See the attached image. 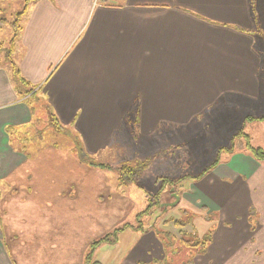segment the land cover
<instances>
[{"label":"crops","instance_id":"0c3cea01","mask_svg":"<svg viewBox=\"0 0 264 264\" xmlns=\"http://www.w3.org/2000/svg\"><path fill=\"white\" fill-rule=\"evenodd\" d=\"M256 8L254 22L249 0H106L98 6L92 0L34 1L25 14V33L20 38L26 46L20 70L27 81L45 79L42 94L59 123L77 132L80 148L77 153L60 152L48 138H24L26 144L15 145V134L8 135L6 130L16 132L33 124L34 106L26 96H19L12 72L0 65V185L3 176L9 179L26 173L33 176V184L25 186L39 195L42 209L50 205L47 217L44 213L34 216V211L33 219L28 215L25 231L13 230L18 238L11 248L4 243L0 225V264H85L91 242L104 233L90 231L97 221L89 210L100 192V173L97 167L83 163V156L98 160L110 152L118 154L121 144L136 142L147 147L151 141L152 145L163 143V136L173 141L180 130L216 105L220 114L237 107L245 112L238 101L264 109L260 102L264 0H257ZM54 63L58 64L50 73L48 68ZM258 113L236 117L239 130L244 133L246 122L263 124L264 118H256L263 117L264 111ZM165 144L166 150L173 145ZM33 149L37 158L42 151L59 155L63 170H52L44 156L38 158L35 171L22 172ZM159 150L155 154L136 148L131 160L128 154L117 159L116 168L143 160L150 170L135 184H120L116 171L117 183L110 186L122 212L138 203L140 195L133 198L132 191L141 192L144 208L149 195L160 187L156 178L171 179L174 174L158 173L157 166L150 168L152 160L161 161L165 171L173 166L164 163L170 157H160L165 149ZM213 163L200 171L199 178H188L184 188L179 186V204L195 214L194 234L200 238L212 230L204 251H195L181 264H264V160L234 146L230 150L219 147ZM146 183H151L150 190ZM12 187L19 188L14 183ZM24 205L31 210L29 201ZM193 208L217 216L200 219L201 213ZM135 214L130 224L137 226ZM1 220L0 216V224ZM154 222L153 227H126L118 233L113 244L119 252L116 264L168 262L167 246ZM66 229L71 230L65 234ZM15 241L20 242L15 245ZM93 263L101 261L92 257L88 264Z\"/></svg>","mask_w":264,"mask_h":264},{"label":"rangeland","instance_id":"374dc122","mask_svg":"<svg viewBox=\"0 0 264 264\" xmlns=\"http://www.w3.org/2000/svg\"><path fill=\"white\" fill-rule=\"evenodd\" d=\"M25 0H0V65L3 67L9 68V62L12 60L15 63V67L19 70L21 74H24L23 71L20 70V61L22 54L26 53V46L20 41V38H23V34L25 33V26H26V16L17 15L16 13L19 12ZM27 14V13H26ZM18 18L20 22V29L18 31V39H14V45H11V40L14 35V24L13 22L16 21ZM1 19L5 20V22L1 21ZM58 63L51 64L49 66V72L56 67ZM23 76V75H22ZM27 80V79H26ZM43 79L40 82H30L29 84L32 87H36L39 89L35 91V94L28 97L30 102L34 106V117H33V124H30L28 127L22 128L19 132H16L15 137L12 139L15 141V145H19L22 147L23 144H26V141H23L24 138L36 139L39 138H47L48 141L53 143L56 142L55 146L57 147L58 151L60 152H69L73 151L77 153L79 146L76 144L78 143V134L76 131L68 125H63L56 121H52V115L50 113V109L47 108L48 100L47 97H44L42 94L43 88L42 84L44 83ZM260 80H262V101L264 103V63L260 68ZM21 85V82H19ZM42 85V86H41ZM23 84L21 85V87ZM41 86V87H40ZM19 89V88H18ZM224 101V100H223ZM222 101V102H223ZM244 106L245 112L250 115H255L260 111H264V109L257 107H252L251 105H247L246 103H240ZM250 104V103H249ZM49 105V104H48ZM250 111V112H248ZM221 109L218 108V105L210 108L207 114L203 115L201 118H198L192 125L188 126L184 130H180L179 136L174 137L173 141L169 140L166 137H161L163 143L158 142L160 148L156 145H152V141L150 146L145 147L144 144L132 143L129 144H121V150L118 154L116 152H110L98 157V160H93L94 162H101L106 166H94L97 167V170L100 174L98 176L99 179V188L100 192L96 196V202L93 200V207L89 209H84L85 211H92L93 216H97V221L94 222L93 227H91L90 231L93 233H101L100 235H105L116 228L123 227L125 225H131L130 223H134V214L135 217L138 219L139 215V224L141 228L145 227H153L150 225L154 220L157 222L156 227L160 230H167L172 235L166 241L169 242L172 238L171 245L167 246V252L169 253L168 262L166 264H181L187 263L191 257V255L200 248V246L190 247L187 244L182 243L179 238L184 236V239L192 242L197 237L196 233L192 229L195 214L191 213V209L184 208L183 205H180L179 202L174 206H162V203H169L174 201L173 194L175 193L179 197V201L181 196L179 192H182L181 188L189 183L188 178H194L199 175V173L203 172L205 166L209 163H213L217 155V151L220 149H229L235 146L236 149L246 148L245 139L243 136L237 135L235 133L238 132L239 128V121H234L236 117H240L242 115L241 107H237L234 111L230 113L225 112L224 114H220ZM259 114V113H258ZM244 133H248L250 135V144L253 147H260L264 151V123H249L246 122ZM235 138H234V136ZM233 137V138H231ZM231 140V141H230ZM47 141V142H48ZM122 142V141H121ZM167 142H172V146L166 150ZM17 143V144H16ZM156 143V142H155ZM230 143V144H229ZM152 146V149H151ZM225 146V147H223ZM31 148H38L37 145H31ZM53 148V146H52ZM138 148V150L143 151L145 148L150 149L155 154L158 152L160 153L162 150L165 149L160 157L169 158V160L164 161V163H172L173 166L166 167L167 170L165 171V167L162 166L160 163L161 161H153V165L150 168H154L157 166L155 170H158V173H174L172 176H169L171 179L167 177H158L156 181L160 184V187L157 191L153 192L148 197V201L145 204V207L142 208V194L140 191H132L130 194L133 198H137L140 195V198L137 199L138 203L135 206L130 204V209L127 210L125 213L119 209V204L116 200H113L116 197L115 191L113 192L112 185L117 183L114 178L117 180L115 176H117V159L124 157L126 154L129 156L127 157L129 160L134 158V150ZM133 149V151H132ZM247 149V148H246ZM28 150V148H26ZM35 149L29 151L33 156H31L28 161V165L26 164L23 166L22 172H30L31 170L35 171V168H38L37 161L38 158L46 157L47 161H51V168L52 170H63V164L59 161V155L57 154H50L48 152L42 151L40 156L37 158L36 154L34 153ZM193 150V151H192ZM55 151V152H58ZM132 151V153H131ZM28 152V151H27ZM172 153L171 156L167 155ZM144 156V154H143ZM85 156L82 157V159ZM51 158V159H50ZM83 161V160H81ZM139 164H143L144 167L142 170V175L136 179L135 183H139V179L141 177H146L150 170H148L146 162L139 161ZM42 163V161H41ZM83 163H85L83 161ZM160 164V166L158 165ZM80 168V163L77 164ZM87 165V164H86ZM83 164V166H86ZM122 165V164H121ZM132 165V164H130ZM137 165V164H135ZM92 167V165H89ZM134 166V165H132ZM82 167V166H81ZM87 167V166H86ZM122 167V166H121ZM210 167V166H209ZM83 168V167H82ZM89 170L91 168L88 167ZM81 170V168H80ZM94 170V171H95ZM114 170V171H113ZM202 170V172H200ZM186 173H193L196 176H187ZM113 174V176H112ZM95 175V174H93ZM183 175V176H182ZM33 176L27 177L26 173L21 175H14L8 179V177L3 176L2 179L5 180L2 185H0V195L2 198L0 199V216L2 217L1 224L4 229V243L6 244L7 248H11L13 241L18 238L13 231L14 229L19 230H26L27 223L30 219H33L34 216H39L44 213V217H47V214L50 211L49 207H46V210L42 209L44 206L39 203L41 200L39 195H34V191L30 187L25 186L26 184L33 183ZM74 177V176H73ZM195 179V178H194ZM54 179L51 178V183ZM60 181V180H56ZM65 182V180H64ZM17 185L19 188L14 189L12 184ZM108 184L111 188L106 186ZM132 184V183H131ZM101 185H105L106 188L101 187ZM148 190H150L151 183L144 184ZM181 185V188L179 187ZM109 189V190H108ZM115 189V187H113ZM105 190V191H104ZM112 190V192H110ZM69 195H73V192L69 193ZM94 195V194H93ZM130 195V196H131ZM82 200V199H80ZM26 201H29L31 206V210L27 209V206L24 204ZM48 204V203H47ZM90 205V202L88 203ZM3 207V208H2ZM18 207V208H17ZM33 207V208H32ZM171 207V208H170ZM140 208H142L140 210ZM83 210V211H84ZM150 210V213L148 212ZM193 210L198 213H201L200 219L207 218V216H211L210 218H215L217 214H212L211 211H206L203 208H193ZM139 212V213H138ZM185 212V213H184ZM63 213V212H61ZM28 215H31V218L28 219ZM191 216V220L189 223H186L184 227H182V233H179V228L176 227L174 220L178 218H184ZM85 218V217H84ZM95 218V217H94ZM126 218L129 223L123 219ZM89 221V218H85ZM125 221V223H124ZM167 222V225L163 223ZM155 224V222H154ZM63 225V224H62ZM78 225V226H77ZM77 226L78 229H81L79 224H74ZM154 226V227H155ZM66 228H70L69 226H64ZM87 228V227H86ZM197 228L199 230L203 229V227L198 224ZM106 229V230H105ZM125 229V228H124ZM123 229V230H124ZM71 230V229H68ZM66 229L65 234L69 231ZM85 230V228H84ZM63 231V230H62ZM129 232V231H126ZM127 234V233H125ZM99 235V236H100ZM102 235V236H103ZM98 236V237H99ZM100 236V237H102ZM129 236V235H128ZM99 237V238H100ZM97 238V237H96ZM178 239V240H176ZM129 240V237L126 235V241ZM20 241H15V245ZM129 242L127 241V244ZM114 243H101L97 248L94 250L93 261L95 259L101 261V264H116V256L118 255V251L116 250ZM26 248V247H25ZM169 250V251H168ZM172 250V251H171Z\"/></svg>","mask_w":264,"mask_h":264},{"label":"trees","instance_id":"16d2710c","mask_svg":"<svg viewBox=\"0 0 264 264\" xmlns=\"http://www.w3.org/2000/svg\"><path fill=\"white\" fill-rule=\"evenodd\" d=\"M34 1H36V0H25L22 9L19 12L16 13V16L17 15L18 16L19 15L25 16V14L27 12V9L32 5V3ZM249 1H250V7H251L252 14H253L254 22L255 21L257 22V12H256L257 11V8H256V1L257 0H249ZM1 21L5 22V20H3V19H1ZM13 24H14V35H13L12 40H11V45L12 46L14 45V39H18L17 34H18V31H19V29L21 27L18 18H17L16 21L13 22ZM9 64H10L9 65V70L12 72V79L15 82V84L17 85V87L19 88L18 89L19 96L20 97L26 96L27 98L28 97L30 98V96L35 94V91L38 90L39 87L38 88L32 87V85L29 84V81H27L26 78L24 76H22V74L19 72V70L15 67V63L12 60L9 62ZM19 82H21V85L23 84L22 87L19 84ZM47 108L50 109V113L52 115L51 120L53 122L56 121L58 123V125H59L58 119L55 117V115L53 113V110H51V108H50V106L48 104H47ZM263 118H264V116L263 117H258L256 119H263ZM249 119H253V117H249ZM16 130H17L16 132H19L18 130H20V129H16ZM6 132L8 133V135L16 134L15 131H12L10 129L6 130ZM237 135H240V136L244 137L245 143H246V146H247L246 147L247 151L252 157H254L257 160H264V151L260 147H253L250 144L248 136H246V134H244L242 130H239L238 133L235 134V136H237ZM76 144L80 148V142H78ZM230 149L231 148H229L228 150H230ZM83 161L86 162L89 165H92V166H106L105 164H103L101 162H94L93 160L88 159L87 155H85V157L83 158ZM214 163H212V165ZM121 166L117 167L118 181H119L120 184H131V183H134L136 181V179H138V177L141 176L142 173H143L142 170H141L144 167L143 164H139L138 163L137 165H134V166H132L130 164H123ZM199 177L200 176H197V177H194V178L197 179ZM148 212L150 213V210ZM139 215L140 214H138V219H137L138 225L137 226L136 225L134 226V225H128L127 224V225H125L123 227L116 228L115 230H112L111 232L106 233L105 235H103L102 237L98 238L97 240L92 241L90 246H89L90 247L89 251L85 255V258H84L85 264H88L89 262H91L93 251H94V249L96 248V246L99 243H101V242L114 243L117 240L118 233L121 230H123L124 228H126V227H132L134 229L135 228L142 229L140 224H139L140 223L139 222ZM191 218H192L191 216H188V217H186V219L181 217V218H178V219L174 220V223L176 224L175 226L180 229L179 233H182V229L181 228L184 227L186 223H189ZM163 224L167 225V222H165ZM191 226H192V229L194 231L195 230L194 226L193 225H191ZM211 233H212V230H208V232L206 234H204L200 238L195 236L196 240H194L192 242H189L188 240L184 239V236H181L179 238V240L182 243H185V244H187V246H190V247H195V246L199 245L200 248H198L197 251L198 252H202V251H204V248L207 246V244L211 240ZM157 234L160 235V239H161L164 247L171 245L170 241H172V238L169 241V243L166 241L168 239L166 237H170L172 235L170 232H168L167 230H159V229H157ZM172 237H173V235H172ZM176 240H178V239H176Z\"/></svg>","mask_w":264,"mask_h":264},{"label":"water","instance_id":"95a60500","mask_svg":"<svg viewBox=\"0 0 264 264\" xmlns=\"http://www.w3.org/2000/svg\"><path fill=\"white\" fill-rule=\"evenodd\" d=\"M173 197H174L173 202L162 203L161 205L162 206H173V205L177 204V202L179 201V197L175 193L173 194Z\"/></svg>","mask_w":264,"mask_h":264},{"label":"built area","instance_id":"2783aa9c","mask_svg":"<svg viewBox=\"0 0 264 264\" xmlns=\"http://www.w3.org/2000/svg\"><path fill=\"white\" fill-rule=\"evenodd\" d=\"M105 2L106 0H92V5L98 6V5L104 4Z\"/></svg>","mask_w":264,"mask_h":264}]
</instances>
